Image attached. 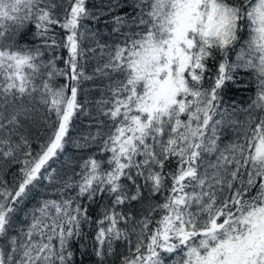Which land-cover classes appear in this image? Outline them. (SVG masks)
Wrapping results in <instances>:
<instances>
[{"label":"snow or ice","instance_id":"obj_1","mask_svg":"<svg viewBox=\"0 0 264 264\" xmlns=\"http://www.w3.org/2000/svg\"><path fill=\"white\" fill-rule=\"evenodd\" d=\"M241 69L255 95L226 108ZM74 242L264 264V0H0V264H74Z\"/></svg>","mask_w":264,"mask_h":264},{"label":"trees","instance_id":"obj_2","mask_svg":"<svg viewBox=\"0 0 264 264\" xmlns=\"http://www.w3.org/2000/svg\"><path fill=\"white\" fill-rule=\"evenodd\" d=\"M94 3L100 4L101 0H93ZM125 11H131V9H124ZM35 29L34 26L28 25L26 26L19 36V41L21 44L32 45L36 44L39 45L40 41L38 38L34 37ZM231 60H235V53H230ZM256 92V81L255 77L250 73L246 72L245 70L241 69L237 73V80L236 82H226L225 87L221 91L222 96V103L224 107L230 108L231 106L235 105L239 108L247 107L248 103H250V97H254ZM239 119L241 121L244 120V115L238 114ZM79 123V122H78ZM84 126L86 127L88 124L87 120L83 121ZM234 134L229 132L228 136L225 139L233 138ZM77 153V150L74 148H69L67 155L72 156ZM88 153H80V155L86 156ZM78 170V169H77ZM99 211L96 205H93L90 209V213L95 216ZM73 251H74V264H97V258L92 254L91 248L87 250L85 254L82 255L84 249L80 248V244L78 242L73 243Z\"/></svg>","mask_w":264,"mask_h":264}]
</instances>
